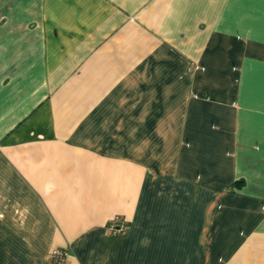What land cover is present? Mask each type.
<instances>
[{"label":"crops","instance_id":"crops-1","mask_svg":"<svg viewBox=\"0 0 264 264\" xmlns=\"http://www.w3.org/2000/svg\"><path fill=\"white\" fill-rule=\"evenodd\" d=\"M52 250L264 264V0H0V264Z\"/></svg>","mask_w":264,"mask_h":264},{"label":"built area","instance_id":"built-area-1","mask_svg":"<svg viewBox=\"0 0 264 264\" xmlns=\"http://www.w3.org/2000/svg\"><path fill=\"white\" fill-rule=\"evenodd\" d=\"M128 230V223L120 217H114L106 226V232L112 238L122 237ZM48 258L50 264H67L66 253L62 250H52Z\"/></svg>","mask_w":264,"mask_h":264}]
</instances>
